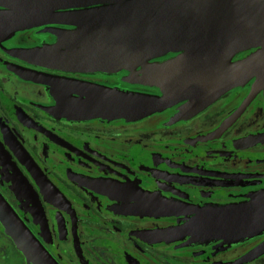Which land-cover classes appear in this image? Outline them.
I'll list each match as a JSON object with an SVG mask.
<instances>
[{"label": "flooded vegetation", "instance_id": "obj_1", "mask_svg": "<svg viewBox=\"0 0 264 264\" xmlns=\"http://www.w3.org/2000/svg\"><path fill=\"white\" fill-rule=\"evenodd\" d=\"M54 26L0 31V196L41 246L58 264H264V229L239 241L184 229L203 206L264 191V88H256L257 77L197 110L181 100L136 120L69 119L54 110L67 88L78 96L70 80L162 91L132 81L127 70L51 69L17 54L55 41ZM0 264H34L1 220Z\"/></svg>", "mask_w": 264, "mask_h": 264}, {"label": "water", "instance_id": "obj_2", "mask_svg": "<svg viewBox=\"0 0 264 264\" xmlns=\"http://www.w3.org/2000/svg\"><path fill=\"white\" fill-rule=\"evenodd\" d=\"M0 31L53 24L55 41L18 49L31 64L66 71L127 70L162 95L70 80L54 110L69 119L136 120L187 100L200 109L256 76L264 88V0H0ZM258 47L242 60L238 52ZM175 53L156 62L154 58ZM16 71L38 82L34 70ZM254 93L250 94V97ZM225 126V124H224ZM0 220L34 264H58L0 196ZM184 229L239 241L264 229V191L241 202L206 205Z\"/></svg>", "mask_w": 264, "mask_h": 264}]
</instances>
